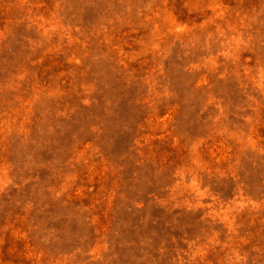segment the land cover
I'll list each match as a JSON object with an SVG mask.
<instances>
[{"label":"rangeland","instance_id":"1","mask_svg":"<svg viewBox=\"0 0 264 264\" xmlns=\"http://www.w3.org/2000/svg\"><path fill=\"white\" fill-rule=\"evenodd\" d=\"M0 264H264V0H0Z\"/></svg>","mask_w":264,"mask_h":264}]
</instances>
